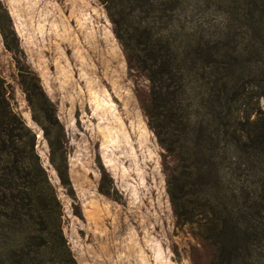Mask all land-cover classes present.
Segmentation results:
<instances>
[{
  "label": "trees",
  "instance_id": "16d2710c",
  "mask_svg": "<svg viewBox=\"0 0 264 264\" xmlns=\"http://www.w3.org/2000/svg\"><path fill=\"white\" fill-rule=\"evenodd\" d=\"M100 1L128 68L150 83L142 108L164 152L178 225H198L200 242L212 253L210 264H264V117L254 127L240 117L245 94L264 101V0H217L224 20L220 33L206 37L196 22L192 34L183 36L184 47L173 30L183 0ZM204 1L196 0L195 13ZM0 31L16 57L50 163L74 197L65 128L38 76L24 67L1 1ZM193 72L203 81L200 103L184 98L186 74ZM36 145L0 72V264H78L63 231L62 204ZM228 156L234 162L225 185L221 173Z\"/></svg>",
  "mask_w": 264,
  "mask_h": 264
},
{
  "label": "rangeland",
  "instance_id": "374dc122",
  "mask_svg": "<svg viewBox=\"0 0 264 264\" xmlns=\"http://www.w3.org/2000/svg\"><path fill=\"white\" fill-rule=\"evenodd\" d=\"M0 1L12 20L24 67L38 76L65 128L74 197L50 163L16 57L0 31V72L12 89L15 111L37 137L36 151L62 204L63 231L77 263L210 264L212 253L200 242L198 225L177 223L164 152L142 108L150 83L128 68L101 1ZM200 7L195 13L196 0H183L174 21L177 45L187 44L183 36L192 34L196 22L206 37L220 33L224 20L217 0ZM202 85L196 72L186 74L184 98L200 103ZM240 117L254 127L264 117V101L245 94ZM233 162L228 156L222 167L225 185Z\"/></svg>",
  "mask_w": 264,
  "mask_h": 264
}]
</instances>
